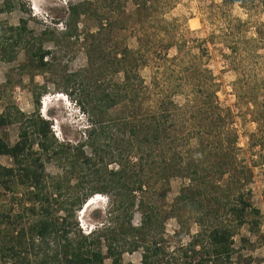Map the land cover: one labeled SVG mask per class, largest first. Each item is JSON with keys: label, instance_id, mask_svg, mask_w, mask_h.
I'll return each instance as SVG.
<instances>
[{"label": "trees", "instance_id": "16d2710c", "mask_svg": "<svg viewBox=\"0 0 264 264\" xmlns=\"http://www.w3.org/2000/svg\"><path fill=\"white\" fill-rule=\"evenodd\" d=\"M88 1L69 2L67 18L84 14V4ZM17 4V0H1L0 12ZM108 14L106 11L97 14V31L101 27L111 29ZM97 31L88 33L95 43H99L95 37ZM29 32L23 18L16 24L0 20V60L9 61L17 50L23 49L25 61L40 69L46 66L48 62L42 58L48 50L41 48L40 42L33 46ZM63 32L73 33L68 22ZM229 39V53L235 50L238 41L251 42L252 47L257 44L255 39H246L243 34L232 31H229ZM185 42L186 39L181 38L170 43L177 54L182 55ZM91 44L89 41L85 49L86 60L89 66L96 64L88 71L91 72L88 76L93 74L95 81L98 75L107 71L121 70L123 75L121 81L109 85V89L94 92L85 139L73 143L56 141L49 130V122L36 111L37 91L33 93L35 111L24 113L17 107L0 111V125L13 121L18 124L13 142L0 135V154L11 159L10 164L0 163V193L9 192L10 198L16 199L20 206L12 213L10 206L0 208V264H103L105 257H109L110 264H120L125 243L129 249L141 247L140 264H167L169 259L164 247L156 240L165 216L160 214L162 204L150 195L144 198L143 192L155 191L161 202L162 188L168 184L169 177L176 174L186 176L187 181L181 184L169 207L171 210L186 208L192 221L199 225L189 239L178 246L181 249L179 264H232L229 259L233 250L232 235L242 223H247L253 233L258 232L259 209L250 199L247 184L252 170L249 164L237 162L232 152L223 148L218 136L223 131L224 119L219 113H213V106L209 104L212 91H206L204 85L212 82L210 73L203 72L199 65L179 66L181 70L191 72V79L184 73L183 82L187 81L194 91L191 98H186L187 103H179L173 99V94L182 92L177 87L179 81L182 82V75L168 66L161 79L171 80V84L166 92H159L152 108L145 107V111H141L139 108L144 99L139 98L141 93L137 84L141 77L136 66L143 63L142 53L125 45L103 52L99 46ZM68 77L69 74L65 76L64 84ZM152 81L155 83L154 77ZM75 101L79 106L83 105L81 99ZM117 102H122L128 115L102 118L106 109ZM137 112L140 113L138 117ZM254 112L252 119L258 122L264 104ZM262 126L264 124L258 123L255 129L260 130ZM112 128L117 132H112ZM255 134L254 130L249 133V144L264 147V133ZM189 137L196 139L191 150L200 154L195 161L184 162L183 155L173 148L164 153L170 146L185 142ZM213 156L217 157L213 159ZM51 158L62 168L59 175L44 170V161ZM109 160L116 166L107 167ZM252 162L264 164V155ZM208 173L215 179L224 173L227 177L223 182L211 181L207 180ZM70 174H76L71 186L66 184ZM155 182L160 186H154ZM95 191L108 193L112 204L124 209L127 221L131 207L136 205L138 223L129 224L128 231H121L119 235L114 234L110 223L81 232L74 218L75 211ZM262 193L264 198V184ZM177 220L181 222L180 218ZM149 234L150 242H143ZM126 235L132 239L126 240ZM240 239L245 241L247 237L240 236ZM196 244H199L198 249L194 247ZM194 254H197L196 258ZM171 255L173 257L172 252Z\"/></svg>", "mask_w": 264, "mask_h": 264}, {"label": "rangeland", "instance_id": "374dc122", "mask_svg": "<svg viewBox=\"0 0 264 264\" xmlns=\"http://www.w3.org/2000/svg\"><path fill=\"white\" fill-rule=\"evenodd\" d=\"M74 1L78 0H17L18 4L12 9L0 12V20L7 23L16 24L19 18H23L30 31L29 35H32L33 46L40 42L41 48L48 50L42 58L48 63L41 69L25 61L23 49L17 50L9 61L0 60V111L12 110L14 107L24 113L33 111L36 108L33 93L37 91L39 96L36 111L47 119L49 130L56 141L68 140L73 143L85 139V127L89 120L94 92L109 89V85L120 82L123 75L121 70L107 71L98 75L99 78L95 81L93 74L88 76L91 73L88 71L96 64H87L85 49L89 41L94 46H99L103 52L125 45L142 53L143 63L136 66L141 77L137 84L141 93L139 98L144 99L139 108L141 111H145V107L152 108L150 106L155 104L159 92H166L171 84V80L161 79L163 70L167 71L168 66L182 75V82L179 81L177 86L182 92L173 94V99L179 103H187L186 98H191L194 91L187 81L183 82V75L185 73V77H189L191 72L187 69L181 70L180 67L182 64L188 67L199 65L203 72H209L211 76L212 82L204 85L206 91H212L209 96V104L213 106L211 110L224 119L223 131L218 136L223 148H228L237 162L249 164L252 170L247 184L250 188V199L259 209L258 232L249 230L247 223L239 225L232 235L233 250L229 259L232 264H264V164L254 165L252 162L264 155V147L249 144L251 131L254 130L255 135L264 133V126L260 130L255 129L258 123L264 124V112L258 122L252 119V113H256L254 111H258L264 104L262 0H89L84 4V14L80 13L74 19L67 18L66 5ZM105 11L109 13L111 29L101 27L97 31V14ZM66 22L69 30L73 32L69 35L63 32ZM89 31H97L95 37L99 39V43H95V39L90 40ZM229 31L241 33L246 39L253 38L257 44L252 47L251 42L248 44L238 41L235 50L229 53ZM83 33L88 37H84ZM181 38L186 39V42L182 55H178L175 46L170 42ZM153 77L155 83L152 81ZM41 85H44V90ZM60 92L63 96L70 97V101L68 98L60 99ZM77 98L81 99L83 105L79 106V102L75 101ZM41 100L46 103L45 106L41 105ZM128 113L122 102H117L106 109L102 118H115ZM137 113L136 117L140 114ZM17 126L15 121L0 125V135H5L10 143L13 142L17 137ZM115 130L112 128V132H117ZM195 144L196 139L189 137L185 142L170 146L164 153L176 149L183 155L184 162H193L200 156L191 150ZM83 149L86 151L87 147L84 146ZM216 157L213 156V159ZM0 163L10 164L11 159L0 154ZM114 166L116 163L112 160L107 162V167ZM44 170L49 174L59 175L62 168L51 158L44 161ZM75 177L76 174H70L66 184L71 186ZM226 177L227 174L224 173L222 177L215 179L213 174L208 173L207 180L223 182ZM186 181V176L181 174L170 176L168 184L162 188L161 202L155 191L143 192L144 198L150 195L151 199L156 198L157 203L162 204L160 214L165 216L162 219L161 233L156 240L164 247L165 255L169 259L167 264H179L181 249L178 246L184 244L190 234L199 228L186 208L171 210L169 207L179 187ZM154 186L159 187L160 183L155 182ZM110 198L108 195V202L93 198L84 206V211L78 212L82 204L76 209L74 218L81 232L85 233L110 223L114 234L119 235L121 231H128L129 224L138 223L139 209L136 205L131 207L127 221L124 209L112 204ZM9 206L11 213L20 208L17 200L10 198L9 192H1L0 208L7 209ZM240 236L247 237V240H241ZM129 239H132L131 236L126 235V240ZM151 239L150 234L146 235L143 242H150ZM124 247L120 254V264H140L141 247L129 249L128 243ZM194 247L198 249L199 244ZM102 250L104 251V245ZM171 252L173 257H170ZM196 256L197 254L193 255L194 258ZM103 264H110L109 257L103 259Z\"/></svg>", "mask_w": 264, "mask_h": 264}, {"label": "clouds", "instance_id": "9594fccd", "mask_svg": "<svg viewBox=\"0 0 264 264\" xmlns=\"http://www.w3.org/2000/svg\"><path fill=\"white\" fill-rule=\"evenodd\" d=\"M58 97L60 98V99H67L68 101H70V97H67V95H66V97L65 96H63V93L62 92H60L59 93V95H58ZM41 102V105L43 106L44 105V103L42 102V100L40 101ZM73 105H75V103H73ZM52 129H54V127L52 128ZM51 129V130H52ZM93 198H96L97 200H99L100 202H108V195L105 193V192H101V191H95V192H92L85 200H84V202L82 203V206H81V208L78 210V212H81V210L84 208V206L90 201V200H92ZM79 226L80 227H82V225H81V223L79 222ZM88 231H90V230H88ZM87 231V232H88ZM86 233V232H85Z\"/></svg>", "mask_w": 264, "mask_h": 264}, {"label": "bare ground", "instance_id": "6f19581e", "mask_svg": "<svg viewBox=\"0 0 264 264\" xmlns=\"http://www.w3.org/2000/svg\"><path fill=\"white\" fill-rule=\"evenodd\" d=\"M57 95H58V94H57ZM45 104H46V103H44V106H45ZM86 206H87V204L85 205V207H86ZM85 207L82 209V211H84ZM82 211H81V212H82Z\"/></svg>", "mask_w": 264, "mask_h": 264}]
</instances>
